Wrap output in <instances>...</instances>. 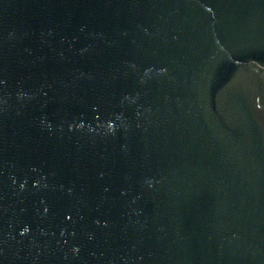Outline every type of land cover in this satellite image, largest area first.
Masks as SVG:
<instances>
[{"label": "water", "instance_id": "obj_1", "mask_svg": "<svg viewBox=\"0 0 264 264\" xmlns=\"http://www.w3.org/2000/svg\"><path fill=\"white\" fill-rule=\"evenodd\" d=\"M0 264H264V0H0Z\"/></svg>", "mask_w": 264, "mask_h": 264}]
</instances>
